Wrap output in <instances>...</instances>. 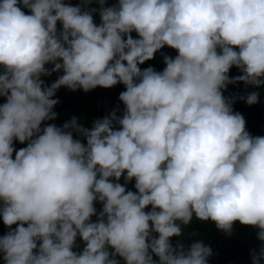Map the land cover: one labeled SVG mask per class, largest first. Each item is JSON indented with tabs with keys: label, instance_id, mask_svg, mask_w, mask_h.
<instances>
[{
	"label": "clouds",
	"instance_id": "clouds-1",
	"mask_svg": "<svg viewBox=\"0 0 264 264\" xmlns=\"http://www.w3.org/2000/svg\"><path fill=\"white\" fill-rule=\"evenodd\" d=\"M92 3L0 0V258L210 264L203 240H171L195 217L227 235L236 221L254 226L261 243L250 259L264 264V135L233 109L257 103L264 87V0ZM165 45L178 53H161L162 70L140 67ZM60 70L50 85L41 78ZM240 81L257 90L224 94ZM117 83L122 115L117 106L90 128L75 115L42 126L58 115L61 86Z\"/></svg>",
	"mask_w": 264,
	"mask_h": 264
},
{
	"label": "trees",
	"instance_id": "trees-1",
	"mask_svg": "<svg viewBox=\"0 0 264 264\" xmlns=\"http://www.w3.org/2000/svg\"><path fill=\"white\" fill-rule=\"evenodd\" d=\"M65 3H71L73 5L78 4L81 0H64ZM116 0H107L108 4L115 3ZM93 7H99L96 3V0H93ZM25 12H29V9H23ZM94 21L99 24L100 17L98 13L94 14ZM58 28L62 27L60 22H57ZM132 35L136 37L138 34L133 32ZM161 53H166L172 55L173 57L178 53V50L172 48L168 45H165L162 49L158 50L153 58L145 61L140 67L143 69L149 65L153 66L156 70H162L165 67V62ZM52 67V64L47 65ZM62 74V70L58 72H53L51 76H42L41 78L45 80L47 84H51L52 79H57L58 76ZM230 75L235 76L239 75L240 70L233 66L230 69ZM125 90V85L123 83H117L111 87H102L97 86L94 89L89 91H84L82 88L77 90L68 89L66 86H61L55 93L53 98L58 97L59 102L54 106V110L57 113H60L69 107H74L72 115L77 116L81 123L87 127H91L96 118H102L105 115L109 114L113 108L119 107L118 115H122V110L124 104L119 99V93ZM257 90L255 86L249 85L245 88L243 81L238 82L237 84H229L228 88L224 91L226 96H230L233 93H245L247 91ZM259 101L255 104L249 105L245 100L237 99L233 104L234 111L241 112L246 119V128L250 131L252 135H264V87L259 89ZM6 100V97L0 96V103H3ZM59 115V114H58ZM67 120V119H65ZM48 123H55L59 126V121L56 119L43 121L42 126ZM83 139V138H82ZM86 142V141H85ZM15 149L26 147L28 141L20 142L18 139L13 141ZM15 157V151L13 152V158ZM121 183L126 184V190L137 191L134 187V179L130 182H125L123 176L120 178ZM95 207L97 211L101 210L102 203L100 201H95ZM149 209L151 205L147 206ZM93 220L97 219V216L94 214L92 216ZM15 227V225H13ZM246 226L237 229L235 234L225 237L221 240L218 237V228L215 225V222L201 221L195 217L192 219L191 223L186 225L182 233L186 235L185 237L173 236L171 238L172 242L175 244L178 240L189 243L188 240L192 238L193 240L199 239L203 240L206 244H209L214 252V255L211 256L210 264H252L250 259V249L254 246H258L261 242L256 238L257 229L254 226H250L247 229H244ZM8 230L0 217V235H3ZM195 235H191V233ZM158 235V233H154ZM184 236V235H183ZM77 240L82 241V239L77 236ZM83 242V241H82ZM84 246L82 243L80 249ZM79 249V250H80ZM76 250V251H79ZM112 250L111 247L109 249ZM120 264H125L123 257L117 255L116 257ZM154 259L158 257L154 254Z\"/></svg>",
	"mask_w": 264,
	"mask_h": 264
},
{
	"label": "rangeland",
	"instance_id": "rangeland-1",
	"mask_svg": "<svg viewBox=\"0 0 264 264\" xmlns=\"http://www.w3.org/2000/svg\"><path fill=\"white\" fill-rule=\"evenodd\" d=\"M52 81H54V79H52L51 80V82ZM73 109H74V107H69L68 109H66V110H64V111H62V112H60V113H58L59 115H57V117L56 118H54V119H56V120H58L59 121V126L60 125H62L66 120L65 119H70L71 118V115H72V112H73ZM75 135V134H74ZM243 226H246L244 229H247V228H249L250 226H252V225H245V224H242V223H240L239 221H236L235 223H234V225H233V231H232V234H235L234 232H236L237 231V229H240L241 227H243ZM183 227V229L185 228V226H182ZM236 230V231H235ZM218 237L221 239V240H223L225 237H227V236H230V235H227L223 230H221V229H218ZM184 235V236H183ZM182 235V237H185L186 238V235L185 234H183ZM192 238H190L189 240H188V242L189 243H191L192 242ZM76 243H77V245H78V247L77 248H74V250H79L80 248L79 247H81V245H82V241H79V240H77L76 241ZM0 264H4V261H3V259L2 258H0Z\"/></svg>",
	"mask_w": 264,
	"mask_h": 264
}]
</instances>
